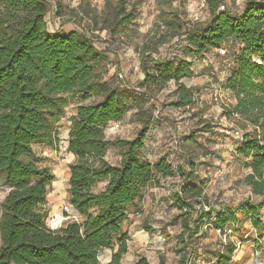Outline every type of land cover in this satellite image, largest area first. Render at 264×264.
Listing matches in <instances>:
<instances>
[{"label": "trees", "instance_id": "trees-1", "mask_svg": "<svg viewBox=\"0 0 264 264\" xmlns=\"http://www.w3.org/2000/svg\"><path fill=\"white\" fill-rule=\"evenodd\" d=\"M226 0H206L210 18L203 25L183 28L176 33L178 41L196 57L217 48L227 39L240 46L229 62L223 87L235 102L223 114L239 126L241 136L235 153L247 159L249 171L245 183L261 201L249 199L214 213L202 187L193 183L194 162L187 167L172 165L166 156L155 162L141 156L151 122L150 108L137 105L140 122L130 138L108 139L104 127L121 120L137 93L127 85L111 84L99 76L107 60L85 33L77 30L52 32L46 21L47 0H0V183L8 188L0 214V264H97L102 249L117 242L107 264H119L126 252L127 233L123 223L127 209L142 190L156 184L160 177L177 174L182 178L173 198L183 205L182 196L198 198L208 209L199 215L214 229L224 233L239 221L238 212L261 236L264 207V0H244L240 12H232ZM223 5V9H219ZM135 6L125 7L118 0L112 8V26L118 28L132 21ZM169 28L180 29L179 20L165 21ZM175 35V34H174ZM154 49L144 45L139 67L143 74L139 87L163 88L173 80L176 98L169 104L186 106L194 101V89L181 79L193 74L191 61L175 56L154 57ZM70 94L85 100L70 117L66 151L74 155L69 163L68 202L79 219L66 221L50 229L41 210L51 182L52 171L42 165L34 143L55 144L57 120L63 115ZM139 94V92H138ZM118 145L122 155L118 163L104 159L109 146ZM99 181L104 187L95 189ZM242 220V219H241ZM182 219L183 230L197 233L194 219L189 227ZM235 243L227 241L214 264H228ZM130 264H167L163 258L150 263L140 256Z\"/></svg>", "mask_w": 264, "mask_h": 264}, {"label": "rangeland", "instance_id": "rangeland-1", "mask_svg": "<svg viewBox=\"0 0 264 264\" xmlns=\"http://www.w3.org/2000/svg\"><path fill=\"white\" fill-rule=\"evenodd\" d=\"M117 1L47 0L49 30L85 33L96 47L106 51L107 60L98 70L99 76L111 84L127 85L137 93L130 99L131 107L124 117L105 125L106 138H132L140 126L137 105L150 108L151 122L141 152L143 158L155 162L164 155L172 165L181 163L184 167L189 161L194 162L197 178L193 183L202 187L214 213L245 199L261 201L263 197L253 194L244 181L249 171L244 165L247 159L235 153L237 137L234 131L242 130L223 114V109L235 102L223 83L229 62L240 44L234 39H227L198 58L185 50L183 40H177L176 33L183 28L203 25L209 20L206 0H125L126 9L135 6V16L132 21L114 29L112 8ZM243 1L226 0L225 5L238 13ZM177 20L182 24L180 29L169 28L165 24V21L175 23ZM144 45L155 50V58L182 56L191 61L193 74L181 79L186 86L194 89L191 104H169L176 98L173 80L159 90L138 86L143 78L139 60ZM99 99V95L83 100L78 94H70L63 115L56 122L58 134L55 144H33L35 152L42 158V165L54 174L47 199L41 205L48 222L53 216V223L61 220V226L66 221L79 219L68 202L69 163L74 160V155L66 151L70 117L79 103ZM122 150L118 145H111L104 159L118 163ZM104 183L99 181L95 189L103 188ZM180 184L182 178L177 174L160 177L158 183L145 187L141 196L128 207V216L123 223V230L128 235L127 247L119 264H130L140 256L146 257L150 263H157L159 258H163L167 264H214L219 250L227 241L235 243L228 264H264V207L261 210V236L239 212V221L230 224L221 233L206 218H199L207 211L208 204L190 194L182 196L190 206L173 198V192ZM7 190L0 183V214ZM182 219H188L189 227L195 219L199 231L189 234L183 230ZM116 248L117 242H114L102 249L97 264H107Z\"/></svg>", "mask_w": 264, "mask_h": 264}, {"label": "built area", "instance_id": "built-area-1", "mask_svg": "<svg viewBox=\"0 0 264 264\" xmlns=\"http://www.w3.org/2000/svg\"><path fill=\"white\" fill-rule=\"evenodd\" d=\"M223 5H221L220 6V9H223ZM234 134H235V136L237 137V139L241 136V132L240 131H238V130H235L234 131ZM53 218H54V216H53ZM53 218L48 222L47 221V224H48V227L50 228V229H52V230H54V229H57V228H59L60 226H61V220L59 221V222H57V223H53ZM261 264V263H260Z\"/></svg>", "mask_w": 264, "mask_h": 264}, {"label": "crops", "instance_id": "crops-1", "mask_svg": "<svg viewBox=\"0 0 264 264\" xmlns=\"http://www.w3.org/2000/svg\"><path fill=\"white\" fill-rule=\"evenodd\" d=\"M72 156H73V155H72ZM68 176H69V172H68ZM47 196H48V194H47ZM46 199H47V197H46ZM46 199H45V200H46Z\"/></svg>", "mask_w": 264, "mask_h": 264}]
</instances>
